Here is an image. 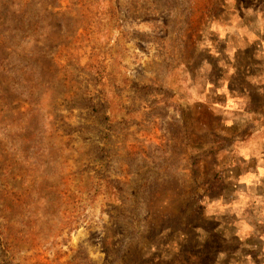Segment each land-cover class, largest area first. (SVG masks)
I'll list each match as a JSON object with an SVG mask.
<instances>
[{
    "label": "rangeland",
    "instance_id": "1",
    "mask_svg": "<svg viewBox=\"0 0 264 264\" xmlns=\"http://www.w3.org/2000/svg\"><path fill=\"white\" fill-rule=\"evenodd\" d=\"M92 10L0 0V264H248L229 166L251 121L236 95L210 94L264 76V0ZM99 54L109 80L95 90ZM66 66L99 113L67 100Z\"/></svg>",
    "mask_w": 264,
    "mask_h": 264
},
{
    "label": "crops",
    "instance_id": "2",
    "mask_svg": "<svg viewBox=\"0 0 264 264\" xmlns=\"http://www.w3.org/2000/svg\"><path fill=\"white\" fill-rule=\"evenodd\" d=\"M221 55H224L223 52ZM258 68L251 80L244 78L241 81L236 92L233 91V83L226 79L220 80V87L215 86L210 94L215 100L223 97L227 106H231L235 99L232 94L236 95L239 99L234 104L239 106L230 110L244 111L243 114L251 121V143H236L232 150L236 163L233 161L234 164L229 166L231 178L233 176L237 180L236 190L231 192L229 204L234 206L231 213L234 220L239 225L243 224L236 227V233L242 244L239 248L245 250L244 257L248 264H264V76L258 74ZM223 74L226 75V70ZM248 83L251 91L245 88ZM243 96H248V102L253 106L250 110L243 109ZM241 167L250 169V173L239 171Z\"/></svg>",
    "mask_w": 264,
    "mask_h": 264
},
{
    "label": "trees",
    "instance_id": "3",
    "mask_svg": "<svg viewBox=\"0 0 264 264\" xmlns=\"http://www.w3.org/2000/svg\"><path fill=\"white\" fill-rule=\"evenodd\" d=\"M77 6H79V12L81 19L88 18L91 19L93 14V6L95 5L96 0H76ZM88 32V28L86 29ZM97 56H93V62L94 65L90 66V71H93L90 73L92 88H100L101 90L106 87V83L109 80V67L104 59H101L100 54ZM68 67H64L65 70H63V74L65 77L66 83L70 87L71 93L68 95V99L71 102L74 101H81L84 105V108L86 110H91L94 113H99L98 107L100 106V102H98L97 96H94V93L89 90L88 87H90V83L88 81H85V77H82L81 74H75L72 71H68ZM93 73V74H92ZM213 84V83H212ZM215 90V85L213 86ZM95 89V90H96ZM101 93V92H99ZM110 121V120H109ZM111 122V121H110ZM94 124V122H93ZM92 125V124H91ZM108 126V125H106ZM88 131H90L88 129Z\"/></svg>",
    "mask_w": 264,
    "mask_h": 264
}]
</instances>
